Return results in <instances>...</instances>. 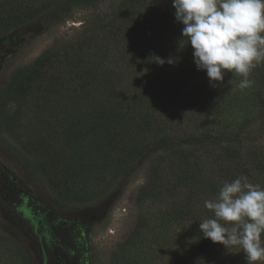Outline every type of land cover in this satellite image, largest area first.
Listing matches in <instances>:
<instances>
[{
    "label": "trees",
    "instance_id": "obj_1",
    "mask_svg": "<svg viewBox=\"0 0 264 264\" xmlns=\"http://www.w3.org/2000/svg\"><path fill=\"white\" fill-rule=\"evenodd\" d=\"M104 1L0 0V22L7 27L3 39L9 45L27 32L38 36L66 22L75 10L100 11ZM174 13L172 0H119L89 16L90 26L78 41L44 51L3 87L0 117L7 100L17 107L34 102L38 131L24 152L36 163L35 177L55 190L78 180L99 182L107 176L110 181L97 208L56 230L57 247L50 253L41 227L18 211L24 198L31 207L36 202L32 183L22 182L0 161V203L35 236L44 263L84 264L91 222L106 215L136 172L155 160L139 201H160L162 193L178 198L172 219H166L189 224L190 243L206 262L246 264L245 255L231 253L243 251L204 238L199 224L213 217L204 201L214 199L225 181L243 175L264 187V145L262 136H255L264 132V121L257 131L249 120L237 128L227 122L244 105H254L264 119V64L253 70L250 88L239 89L242 77L230 72L222 84L211 86L206 71L197 70L194 50L183 40V25ZM153 56L165 63L154 62ZM169 58L174 63H167ZM32 150L37 154H29ZM64 174L65 185L59 179ZM49 215L60 217L51 209Z\"/></svg>",
    "mask_w": 264,
    "mask_h": 264
},
{
    "label": "rangeland",
    "instance_id": "obj_2",
    "mask_svg": "<svg viewBox=\"0 0 264 264\" xmlns=\"http://www.w3.org/2000/svg\"><path fill=\"white\" fill-rule=\"evenodd\" d=\"M118 1L105 0L98 8L105 11ZM100 11L93 8L75 10L66 22L38 36L27 32L20 41H10L9 45L3 39V32L7 27L4 26L5 23L0 22L1 101H6L3 99V96H6L2 92L3 87L10 86L11 76L19 67L28 65L48 49L64 48L78 41L84 30L90 26L89 16ZM17 105L12 99L7 100L0 117V161L22 182L32 183L30 194L36 202L31 207L28 199L24 198L18 211L27 220L32 219L35 228L41 227V236L46 242V249L51 253L57 247L56 230L64 225L66 220L97 208L110 191V181L105 176L100 178L99 182L86 179L78 180L74 185L68 182L66 186L64 174L59 179L65 186L55 190L35 177L33 170L36 169V163L24 152L26 147L28 149L31 146L34 132L38 131L37 120L31 112L34 102L27 100L24 107ZM1 106L3 107L2 104ZM253 107L254 105H247L245 108L244 105L230 114L227 122L237 128L249 120L250 128L257 131L262 127L261 121L264 119H259L258 111H253ZM19 109L20 114L17 116ZM256 135L262 136L260 143L264 145V132ZM29 154L37 153L32 150ZM152 163H156L155 160L145 163L136 172L120 199L106 215L91 222L86 236L88 250L84 264H214L212 259L206 262L203 253L191 245L192 234L188 223L182 226L183 224L177 225L173 220L166 219L174 215L178 198L166 199L162 193L159 194L160 201H139L138 192L146 182ZM183 192L180 194L181 198L187 193ZM49 209L60 217L53 219L49 215ZM19 223L21 221L18 217L12 215L10 209L0 203V264H44L42 251L35 236L24 223H21L22 226L18 225ZM165 237L167 242L164 241ZM231 253L239 257L245 255L240 251Z\"/></svg>",
    "mask_w": 264,
    "mask_h": 264
},
{
    "label": "clouds",
    "instance_id": "obj_3",
    "mask_svg": "<svg viewBox=\"0 0 264 264\" xmlns=\"http://www.w3.org/2000/svg\"><path fill=\"white\" fill-rule=\"evenodd\" d=\"M172 7L197 70L206 71L210 85L222 84L230 72L242 77L239 89L250 88L253 70L264 64V0H172ZM204 207L214 216L200 221L204 238L239 248L246 264H264V187L241 175L225 181Z\"/></svg>",
    "mask_w": 264,
    "mask_h": 264
},
{
    "label": "water",
    "instance_id": "obj_4",
    "mask_svg": "<svg viewBox=\"0 0 264 264\" xmlns=\"http://www.w3.org/2000/svg\"><path fill=\"white\" fill-rule=\"evenodd\" d=\"M44 264H46V263H44Z\"/></svg>",
    "mask_w": 264,
    "mask_h": 264
}]
</instances>
